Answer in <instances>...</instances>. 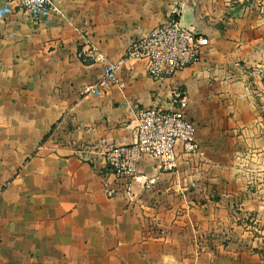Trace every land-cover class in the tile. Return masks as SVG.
I'll return each instance as SVG.
<instances>
[{"label": "crops", "instance_id": "0c3cea01", "mask_svg": "<svg viewBox=\"0 0 264 264\" xmlns=\"http://www.w3.org/2000/svg\"><path fill=\"white\" fill-rule=\"evenodd\" d=\"M0 25V264H264V0H56L38 23L15 0ZM170 16L209 37L199 62L82 96L103 63L77 57L90 23L106 57ZM188 95L198 149L146 156L129 186L103 152L134 142L136 109ZM78 144L89 152L78 155ZM112 189L113 194L108 191Z\"/></svg>", "mask_w": 264, "mask_h": 264}, {"label": "built area", "instance_id": "2783aa9c", "mask_svg": "<svg viewBox=\"0 0 264 264\" xmlns=\"http://www.w3.org/2000/svg\"><path fill=\"white\" fill-rule=\"evenodd\" d=\"M15 1L34 23L56 10V0ZM8 3L0 6V25L12 12ZM90 29L91 24L86 22L80 31L77 57L84 63L102 62L103 68L97 80L81 87L82 96L104 94L114 85L122 87L118 69L127 61H144L146 71L153 80L171 78L179 70L199 62L203 49L210 42L207 35L183 26L178 17L170 16L147 34L131 39L123 54L110 59L94 46ZM169 103L171 109L157 105L138 107L134 117V142L109 146L102 153L106 170L123 179L127 187L141 177H144L145 189H151L156 182L154 176L137 175L138 165L144 157H153L159 169L168 170L173 167L177 144H181L185 153L197 151L196 126L187 115L188 95L185 90L174 87ZM75 151L83 156L89 148L87 144H78ZM108 194H113V190L110 189Z\"/></svg>", "mask_w": 264, "mask_h": 264}]
</instances>
